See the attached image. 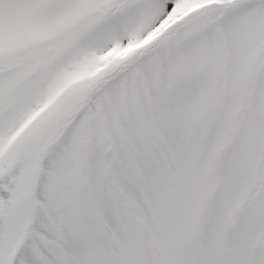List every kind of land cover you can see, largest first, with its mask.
Here are the masks:
<instances>
[{
    "label": "snow or ice",
    "instance_id": "1",
    "mask_svg": "<svg viewBox=\"0 0 264 264\" xmlns=\"http://www.w3.org/2000/svg\"><path fill=\"white\" fill-rule=\"evenodd\" d=\"M0 264H264V0H0Z\"/></svg>",
    "mask_w": 264,
    "mask_h": 264
},
{
    "label": "rangeland",
    "instance_id": "2",
    "mask_svg": "<svg viewBox=\"0 0 264 264\" xmlns=\"http://www.w3.org/2000/svg\"><path fill=\"white\" fill-rule=\"evenodd\" d=\"M171 8H172V5L169 4V5H168V9H169V11L171 10ZM117 55H119V53H117Z\"/></svg>",
    "mask_w": 264,
    "mask_h": 264
}]
</instances>
